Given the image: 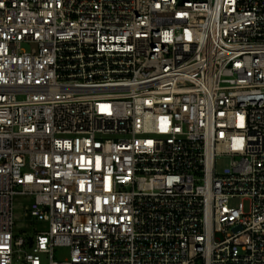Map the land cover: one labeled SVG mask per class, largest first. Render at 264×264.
<instances>
[{"label":"built area","instance_id":"2783aa9c","mask_svg":"<svg viewBox=\"0 0 264 264\" xmlns=\"http://www.w3.org/2000/svg\"><path fill=\"white\" fill-rule=\"evenodd\" d=\"M46 257L264 264V0H0V264Z\"/></svg>","mask_w":264,"mask_h":264},{"label":"rangeland","instance_id":"374dc122","mask_svg":"<svg viewBox=\"0 0 264 264\" xmlns=\"http://www.w3.org/2000/svg\"><path fill=\"white\" fill-rule=\"evenodd\" d=\"M23 48L26 50H30L31 48L28 45H23ZM228 164V159H222L218 162V169L223 170ZM23 198H16L15 200V216L18 219L16 223V229L20 232V229L24 230L25 234H32V228L30 227L29 218L24 217V208H23ZM240 199L233 200V204L237 205ZM25 202V201H24ZM27 203V202H25ZM56 260H65L68 258V251L66 249H57L55 252ZM49 259L46 257L44 259L45 264H48Z\"/></svg>","mask_w":264,"mask_h":264}]
</instances>
